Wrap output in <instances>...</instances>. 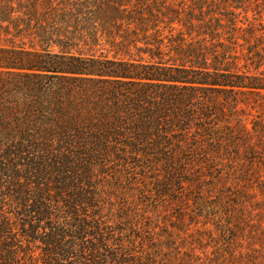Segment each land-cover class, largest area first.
<instances>
[{"label": "trees", "instance_id": "1", "mask_svg": "<svg viewBox=\"0 0 264 264\" xmlns=\"http://www.w3.org/2000/svg\"><path fill=\"white\" fill-rule=\"evenodd\" d=\"M261 216L264 0H0V264H264Z\"/></svg>", "mask_w": 264, "mask_h": 264}, {"label": "rangeland", "instance_id": "2", "mask_svg": "<svg viewBox=\"0 0 264 264\" xmlns=\"http://www.w3.org/2000/svg\"><path fill=\"white\" fill-rule=\"evenodd\" d=\"M252 13H253V12H251L250 15H252ZM261 218L264 219V216H263V217L261 216Z\"/></svg>", "mask_w": 264, "mask_h": 264}]
</instances>
